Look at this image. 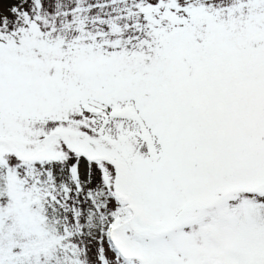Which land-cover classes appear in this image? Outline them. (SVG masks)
Masks as SVG:
<instances>
[{
	"label": "snow or ice",
	"instance_id": "6c2138e0",
	"mask_svg": "<svg viewBox=\"0 0 264 264\" xmlns=\"http://www.w3.org/2000/svg\"><path fill=\"white\" fill-rule=\"evenodd\" d=\"M0 264H264V0H0Z\"/></svg>",
	"mask_w": 264,
	"mask_h": 264
}]
</instances>
